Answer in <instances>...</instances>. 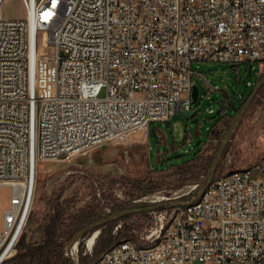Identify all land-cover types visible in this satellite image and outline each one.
Listing matches in <instances>:
<instances>
[{"label":"built area","instance_id":"1","mask_svg":"<svg viewBox=\"0 0 264 264\" xmlns=\"http://www.w3.org/2000/svg\"><path fill=\"white\" fill-rule=\"evenodd\" d=\"M5 1L0 186L13 189V207L0 264L17 253L30 210L9 250L8 221L19 192L34 196L41 163L124 142L153 122L191 112L195 62L264 66V0H22L25 19H5ZM250 164L259 171L217 174L199 199L202 208L190 203L166 212L151 244L124 239L122 248L98 257L101 264H258L264 158ZM78 245L66 247L72 264H81Z\"/></svg>","mask_w":264,"mask_h":264},{"label":"rangeland","instance_id":"2","mask_svg":"<svg viewBox=\"0 0 264 264\" xmlns=\"http://www.w3.org/2000/svg\"><path fill=\"white\" fill-rule=\"evenodd\" d=\"M26 15L22 0L5 1V19H25ZM44 49V42L40 40L39 50ZM192 69V83L199 96L191 112H178L169 122H153L148 131L133 133L124 142L110 141L82 155L40 164L24 227L27 242L32 238H36L37 243L41 241L38 228L46 217L48 199L59 197L67 207V216L98 201L106 204V213H111V208L128 206L133 201L134 192L138 194L140 190L136 184L139 181L144 184L141 189L158 188L153 194L133 202L168 206L175 201L190 203L196 198L197 190L190 192L191 188L207 182L212 160L236 120V108L252 96L259 78L264 79V66L260 68L259 63L249 62L233 65L200 61L195 62ZM229 144L214 177L247 168L251 161L264 158V88L240 118ZM153 196L165 199L152 202L148 198ZM12 207L13 189L0 186V237L6 228V210ZM176 208L134 213L119 221L114 234L124 226L128 230L114 243L131 239L142 245L151 244L152 230L166 212L171 215ZM68 228L65 231L68 232ZM94 233L80 239V257L89 252L86 240ZM89 256V263L95 260L93 253Z\"/></svg>","mask_w":264,"mask_h":264},{"label":"trees","instance_id":"3","mask_svg":"<svg viewBox=\"0 0 264 264\" xmlns=\"http://www.w3.org/2000/svg\"><path fill=\"white\" fill-rule=\"evenodd\" d=\"M263 80L264 79L259 78L258 81L259 84ZM263 88H264V82L260 86L256 96L258 95L259 91H261V89ZM250 98L251 96L248 97L247 101L244 104H242L241 107L236 108V111H238L236 114L237 117L245 108ZM229 146L230 144L228 143L222 154L221 159L224 158L225 154L229 149ZM214 160H212V164ZM251 165L249 167H251ZM219 166L220 165H218V167ZM210 172H211V167L207 174V180L210 176ZM136 184H138L140 190L138 194L134 192L133 201H135L138 198L145 197L149 194H153L158 188V187H151V188L144 187L141 189L142 185H144L143 182L139 181ZM205 185L206 182L204 185L199 186L198 190L196 191V195L194 197L198 196V194L202 191ZM133 201L128 206L111 208L112 209L111 213H106L105 212L106 204H103L102 202L98 201L97 204L88 205L85 208L78 209L76 212H73L71 215L67 216V207L60 201L59 197L57 199H48L46 217L40 223L38 228L39 229L38 233L39 235H41L42 243L41 244H39V242L37 243L36 238H32V240L27 242L26 233L23 232L17 244L18 252L8 261L14 264H23L26 261H29L30 263L33 264H72L71 259L68 256H66V247L74 239L75 236H77L80 232H82L86 228H90V229L82 239H84L88 234H91L100 229L102 230L100 236L97 238L98 240L96 241V244L93 249V258L97 259L107 248H109L115 241H117L124 235L125 230H128V227L124 226L122 227L121 230H119L117 235L114 234V229L117 223L121 220L130 218L132 214H128L123 217L117 218L116 220L110 221L100 226L99 228H94L93 225L112 214L124 210H132V209L151 206V204L146 202H133ZM183 203H187V202H183ZM175 207H176L175 205H168V206H162L160 209L175 208ZM67 227H69L68 232L65 231ZM81 243L82 242L79 243L80 245L79 247L82 248ZM89 255L90 254H86L80 257L81 264H89V260H90Z\"/></svg>","mask_w":264,"mask_h":264},{"label":"water","instance_id":"4","mask_svg":"<svg viewBox=\"0 0 264 264\" xmlns=\"http://www.w3.org/2000/svg\"><path fill=\"white\" fill-rule=\"evenodd\" d=\"M263 82H264V80L256 87L255 91L253 92V94H252L251 98L249 99L248 103L246 104L245 108L242 110V112L236 118L231 130L229 131L226 139L224 140L223 144L221 145V147H220V149H219V151L217 153V156H216V158H215V160H214V162L212 164L210 176H209V178H208V180L206 182L205 187L202 189V191L198 194V196L192 202H195V201H197V200H199L201 198V196L203 195L205 189L209 186V184L213 180L215 172L217 171L219 162L221 160L222 154H223L227 144L231 141L233 133H234L239 121H240V118L245 114L247 109L252 104V102H253V100H254V98H255L260 86L263 84ZM198 96H199L198 95V90H197V88L195 86H193V94H192L193 103H196L198 101ZM192 202H190V203H192ZM190 203H182V202H179V201H175V202H173L170 205H175L176 207H180V206L189 205ZM162 206H167V205H165V204H154V205H151V206H148V207H144V208H138V209H132V210H124V211L112 214V215L108 216L107 218L95 223L93 225V227L94 228H99L100 226H102V225H104V224H106V223H108L110 221L116 220L117 218L123 217V216L128 215V214L141 213V212H144V211H155V210L160 209ZM89 229L90 228H86L82 232H80L77 236H75L74 239L67 246V249L69 251H71L72 248L77 243H79L80 239H82L83 236L89 231ZM96 232H98V236H99V233L101 231L97 230V231H95V233Z\"/></svg>","mask_w":264,"mask_h":264},{"label":"bare ground","instance_id":"5","mask_svg":"<svg viewBox=\"0 0 264 264\" xmlns=\"http://www.w3.org/2000/svg\"><path fill=\"white\" fill-rule=\"evenodd\" d=\"M258 171H259V164H252L251 167L248 168V172H258ZM148 199L152 202H158L165 198L161 196H153ZM32 200H33V190H31L29 193L27 192L24 197L22 196V194H20V192L16 195L15 209L13 211L12 217H10L8 221L9 238L5 248L8 247L16 231L18 230V228H20L24 215L26 216L28 215V212L32 204ZM191 208H202V200H197L195 202H192ZM25 221H24V225H25ZM97 238H98V232L94 233L92 236L87 238L86 245L88 251H92L94 249ZM123 246H124V239L111 245L108 248V252H115L116 248H122ZM9 249L11 248L8 247L7 250ZM263 262H264V257L259 259L258 264H263ZM89 264H101V258H97L91 261Z\"/></svg>","mask_w":264,"mask_h":264},{"label":"snow or ice","instance_id":"6","mask_svg":"<svg viewBox=\"0 0 264 264\" xmlns=\"http://www.w3.org/2000/svg\"><path fill=\"white\" fill-rule=\"evenodd\" d=\"M53 3L55 4V0H53Z\"/></svg>","mask_w":264,"mask_h":264},{"label":"crops","instance_id":"7","mask_svg":"<svg viewBox=\"0 0 264 264\" xmlns=\"http://www.w3.org/2000/svg\"><path fill=\"white\" fill-rule=\"evenodd\" d=\"M9 210V209H8ZM7 211V210H6Z\"/></svg>","mask_w":264,"mask_h":264}]
</instances>
